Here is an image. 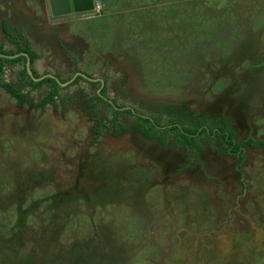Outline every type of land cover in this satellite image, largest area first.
<instances>
[{"label":"rangeland","instance_id":"rangeland-1","mask_svg":"<svg viewBox=\"0 0 264 264\" xmlns=\"http://www.w3.org/2000/svg\"><path fill=\"white\" fill-rule=\"evenodd\" d=\"M2 24L63 85L39 109L46 84L23 85L21 108L0 87V264H264V145L239 176L218 140L191 154L145 139L95 99L222 117L235 141L264 143V0H102L57 18L47 0H0L8 50ZM19 70L0 80L19 87ZM80 74L103 89L70 84Z\"/></svg>","mask_w":264,"mask_h":264},{"label":"trees","instance_id":"trees-1","mask_svg":"<svg viewBox=\"0 0 264 264\" xmlns=\"http://www.w3.org/2000/svg\"><path fill=\"white\" fill-rule=\"evenodd\" d=\"M12 29L7 28L5 24H2V31L3 34L9 39L11 45L13 48H10L9 50L3 49V44L0 43V54L2 55H16L20 54L17 58L11 59V60H5L0 58V78L3 73V67L4 63H7L8 65H14L17 63H21L22 69L18 71V75L21 79V84L19 87H14L12 83H3L0 80V87L3 88L5 91H7L12 98H14L17 102L18 107H22L23 104L27 101V95L29 92L20 93V90H22L23 85L30 88V91L41 89V87L46 84L48 86V91L46 95L36 104L32 105L29 104L30 108H42L46 104L53 103L54 98L56 96H59L58 90H59V83L62 84L59 79H53V78H45L41 81H33L28 77L26 74V71L24 69V62L26 60L25 57H22V54H26L27 58L29 59V64L32 66L35 62V60L38 59L37 54L35 51L31 49V44L29 40L18 33H12ZM32 74L34 76L36 75V72L32 69ZM79 79H83L81 75L76 76L70 84H75ZM91 85H96V83H92ZM103 89V88H102ZM104 90L101 91V94L96 95L95 99H97L100 102L103 101L102 93ZM65 100V99H63ZM108 108H111L113 118L110 122H113L114 127H117L118 129H124L125 124L116 122L117 115H125L129 117L130 127L132 128L133 132H137L145 139H155L157 141H160L161 143H164L168 138L174 139V145L180 146L183 150L189 151V150H200V144L199 140L203 139V141L206 142L208 147L212 144L211 136L213 134V129L217 127L218 131L221 132V144L219 148H217L218 153H222L224 155H229L236 157V162L234 164V168L236 169V173L240 176L239 166L244 160V153L243 149L246 146H250L253 148H257L260 146H263L264 143L261 141H253L250 138H244L240 141H235L233 139V132L229 131L228 129H225L226 125L225 123H221L219 125L220 121H207V119L201 117L199 119H196L195 121H188L184 118L183 112H174V111H166L167 113V121L163 125L166 126L164 129H162V126L160 125L161 121V115L164 114L162 110L155 111L154 113H151L149 118H143L141 116L136 115V110H130V109H122L117 110L110 104H105ZM124 105H119L118 107H123ZM92 105H87L88 109H91ZM156 115V116H155ZM223 118H221V121ZM101 123L96 120L95 128L92 129L93 136L96 138L100 134V127ZM217 132V131H216ZM217 134V133H216ZM194 154V152L192 153ZM42 244V243H41ZM48 251V250H47ZM46 252V251H45Z\"/></svg>","mask_w":264,"mask_h":264},{"label":"water","instance_id":"water-1","mask_svg":"<svg viewBox=\"0 0 264 264\" xmlns=\"http://www.w3.org/2000/svg\"><path fill=\"white\" fill-rule=\"evenodd\" d=\"M47 4L50 17L57 18L93 12L96 8L102 7V0H47ZM0 58L12 59V57L2 54H0ZM27 66V73L31 75Z\"/></svg>","mask_w":264,"mask_h":264},{"label":"flooded vegetation","instance_id":"flooded-vegetation-1","mask_svg":"<svg viewBox=\"0 0 264 264\" xmlns=\"http://www.w3.org/2000/svg\"><path fill=\"white\" fill-rule=\"evenodd\" d=\"M72 15H79V14H72ZM89 81H87V84L88 85H90L91 86V84L92 83H96V85L97 86H99V88H103L104 87V81L103 80H101V79H95L96 81L95 82H92V81H90L91 79H88ZM59 85L61 86V85H63V84H60L59 83ZM3 89V88H2ZM102 97H103V101H106V103L105 104H110V105H112L115 109H117V110H122V109H130V110H134L133 108H131V107H128V106H126V105H124L123 107H118L120 104L119 103H114V100H112V99H109L108 97H105V94H103L102 95ZM150 114L151 113H149V114H143L142 112H138V111H136V115H138V116H141V117H143V118H149V116H150ZM113 115V114H112ZM123 115V114H122ZM123 116H125V115H123ZM156 116V115H155ZM127 117V116H126ZM161 121H160V125L162 126V129H164V127L166 128V126H164L163 124L164 123H166V121H167V118H165L164 117V114H162L161 115ZM111 118H113V116L111 117ZM184 118H185V120H188V121H195L196 119H199V118H201V115H198V117H196V116H194V117H192V119H190V117H188V116H186V115H184ZM221 118L222 117H219V118H214V119H208L207 121H215V120H219L220 121V123H219V125H221V123H225V129H228L229 131H231V129H230V126H229V121L228 120H226V119H222L223 121H221ZM116 122H117V120H116ZM164 126V127H163ZM217 131V132H216ZM137 133V132H136ZM217 133V134H216ZM234 133V132H233ZM138 134V133H137ZM220 134H221V132H219L218 131V129H217V127L216 128H214L213 129V134H212V136H211V139H212V141H215V139L216 140H218L219 142H218V144H217V147L219 148V146H220V144H221V137H220ZM140 135V134H139ZM247 138V137H246ZM233 139H234V134H233ZM201 141H203V139H200ZM243 140V139H242ZM254 141V140H253ZM262 142V141H261ZM200 144V143H199ZM247 147H250V146H246V147H244V149L243 150H245V148H247ZM210 148V147H209ZM251 148H253V147H251ZM217 150V149H216ZM191 151V154L193 153V152H195V151H198V150H194V151H192V150H189L188 152H190ZM221 153V152H220ZM243 153H244V151H243ZM222 154V153H221ZM224 155V154H223ZM226 156H228V157H230L229 155H226ZM245 156V155H244Z\"/></svg>","mask_w":264,"mask_h":264},{"label":"clouds","instance_id":"clouds-1","mask_svg":"<svg viewBox=\"0 0 264 264\" xmlns=\"http://www.w3.org/2000/svg\"><path fill=\"white\" fill-rule=\"evenodd\" d=\"M47 7H48V4H47ZM96 9H98V8H96ZM95 9V10H96ZM94 10V11H95ZM93 11V12H94ZM48 13H49V11H48ZM9 50V49H8ZM20 54H16V55H5V56H9V57H12V59H15V58H17L18 56H19ZM22 57H25L26 58V60H25V62H24V69H25V71H26V74L28 75V77L30 78V79H32L33 81H35V82H37V81H41V80H43V79H45V78H53V79H56V77H54L53 75L52 76H50V75H45V76H42V77H38V76H34L33 74H32V69L34 70V68H33V65L31 66L30 64H29V59L27 58V55L26 54H22L21 55ZM39 58V57H38ZM3 59V58H2ZM5 60H11V59H5ZM17 64H19V63H17ZM20 65H21V69H22V64L20 63ZM28 65V66H27ZM26 66L29 68V70H30V73H31V75H29L28 73H27V69H26ZM35 71V70H34ZM81 75V77L83 78V79H85L86 80V82L87 81H89L88 79H91L90 77H88V75L87 76H84V75H82V74H80ZM36 79H38V80H36ZM90 81H96V80H90ZM97 95H99V94H97Z\"/></svg>","mask_w":264,"mask_h":264}]
</instances>
